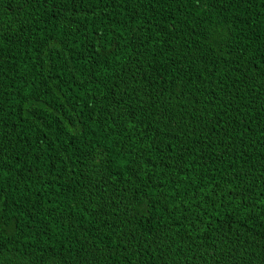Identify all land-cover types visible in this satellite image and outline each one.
<instances>
[{"label": "trees", "instance_id": "16d2710c", "mask_svg": "<svg viewBox=\"0 0 264 264\" xmlns=\"http://www.w3.org/2000/svg\"><path fill=\"white\" fill-rule=\"evenodd\" d=\"M0 264H264V0H0Z\"/></svg>", "mask_w": 264, "mask_h": 264}]
</instances>
